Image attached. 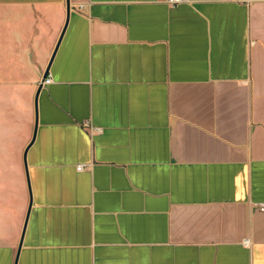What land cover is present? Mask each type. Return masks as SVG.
Segmentation results:
<instances>
[{
    "label": "crops",
    "instance_id": "0c3cea01",
    "mask_svg": "<svg viewBox=\"0 0 264 264\" xmlns=\"http://www.w3.org/2000/svg\"><path fill=\"white\" fill-rule=\"evenodd\" d=\"M69 1L0 0V264H264V0Z\"/></svg>",
    "mask_w": 264,
    "mask_h": 264
},
{
    "label": "water",
    "instance_id": "95a60500",
    "mask_svg": "<svg viewBox=\"0 0 264 264\" xmlns=\"http://www.w3.org/2000/svg\"><path fill=\"white\" fill-rule=\"evenodd\" d=\"M70 13H71V5H70V1L68 0V19H67V24H68L69 19H70ZM67 24H66V27H65V29H64V31H63V34H64V32H65V30H66V28H67ZM62 36H63V35H62ZM61 38H62V37H61ZM59 44H60V42L58 43V45H57V47H56V49H55V51H54V54H53L52 59H51V61H50V64H49V66H48V68H47V70H46V72H45V74H44V77H43L42 83H41V85H40V87H39V89H38V92H37V95H36V112H37V110H38V99H39V94H40V92H41V90H42V88H43V84H44V82H45L46 79L49 77V74H50V68H51L52 62H53V60H54V58H55V55H56V53H57V50H58ZM36 130H37V125H36V129H35V135H36ZM35 135H34V138H35ZM32 142H33V141H32ZM31 144H32V143H31ZM31 144H30V145H31ZM30 145H29V146H30ZM28 149H29V147H28ZM28 149H27V151H28ZM27 151H26V154H27ZM25 158H26V155H25ZM26 172H27V178H28V183H29V189H30V192H31V185H30L29 170H28L27 162H26ZM30 206H31V205H30ZM29 214H30V211H28V215H27V219H26V223H25V228H24L23 236H24L25 229H26V226H27V223H28ZM23 236H22V240H21L20 247H19V250H18V256H19V253H20V251H21L22 244H23Z\"/></svg>",
    "mask_w": 264,
    "mask_h": 264
},
{
    "label": "built area",
    "instance_id": "2783aa9c",
    "mask_svg": "<svg viewBox=\"0 0 264 264\" xmlns=\"http://www.w3.org/2000/svg\"><path fill=\"white\" fill-rule=\"evenodd\" d=\"M166 3H168L169 5H178L184 2H189V0H164ZM51 79L47 78L45 83H50ZM79 170L83 169V166L78 167Z\"/></svg>",
    "mask_w": 264,
    "mask_h": 264
}]
</instances>
